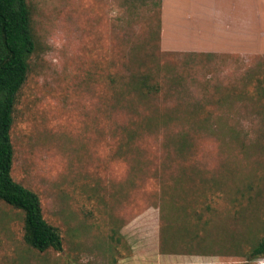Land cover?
I'll return each instance as SVG.
<instances>
[{
    "label": "rangeland",
    "instance_id": "rangeland-1",
    "mask_svg": "<svg viewBox=\"0 0 264 264\" xmlns=\"http://www.w3.org/2000/svg\"><path fill=\"white\" fill-rule=\"evenodd\" d=\"M26 3L11 175L62 250L0 200V264H264V0H167L162 42L160 0Z\"/></svg>",
    "mask_w": 264,
    "mask_h": 264
},
{
    "label": "trees",
    "instance_id": "trees-1",
    "mask_svg": "<svg viewBox=\"0 0 264 264\" xmlns=\"http://www.w3.org/2000/svg\"><path fill=\"white\" fill-rule=\"evenodd\" d=\"M33 50L31 15L26 0H0V200L23 211V239L27 245L40 252L49 248L60 251L61 236L43 218L38 195L11 175L13 111ZM135 85L146 95H153L161 88L159 80L147 72L136 76ZM263 255L264 233L251 250L252 257Z\"/></svg>",
    "mask_w": 264,
    "mask_h": 264
},
{
    "label": "crops",
    "instance_id": "crops-1",
    "mask_svg": "<svg viewBox=\"0 0 264 264\" xmlns=\"http://www.w3.org/2000/svg\"><path fill=\"white\" fill-rule=\"evenodd\" d=\"M173 8L177 11L180 8V3L177 1L176 4L173 6ZM173 11L174 10H172V8L168 5L167 0H160L161 42L163 41V38H164L165 25H169L171 23V21L175 20V14H171V12H173ZM210 14L213 17V14H214L213 9L211 10ZM205 16H209V14H207ZM189 19H191V18L188 17L187 20H189ZM195 19H194L193 23H196ZM213 21H215V20H213ZM175 24H177V23H173L172 25H175ZM191 25H188V26H191ZM175 26H178V25H175ZM190 49H193V48H190Z\"/></svg>",
    "mask_w": 264,
    "mask_h": 264
}]
</instances>
